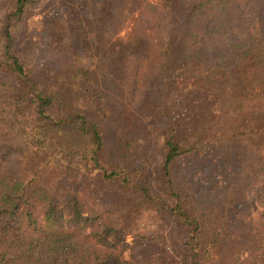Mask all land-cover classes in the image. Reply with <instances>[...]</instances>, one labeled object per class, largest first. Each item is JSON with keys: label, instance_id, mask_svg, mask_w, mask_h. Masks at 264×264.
<instances>
[{"label": "trees", "instance_id": "trees-1", "mask_svg": "<svg viewBox=\"0 0 264 264\" xmlns=\"http://www.w3.org/2000/svg\"><path fill=\"white\" fill-rule=\"evenodd\" d=\"M41 2L0 0V264H126L147 205L185 264H264V0H65L34 40Z\"/></svg>", "mask_w": 264, "mask_h": 264}, {"label": "rangeland", "instance_id": "rangeland-1", "mask_svg": "<svg viewBox=\"0 0 264 264\" xmlns=\"http://www.w3.org/2000/svg\"><path fill=\"white\" fill-rule=\"evenodd\" d=\"M63 3L65 0H42L29 25L34 40L50 35L53 30L51 24ZM112 129L109 126L106 130L110 151L115 147V136ZM128 155L134 179L146 182L155 194L164 197L171 207L175 206L176 199L159 187L158 177L145 161L142 151L135 149ZM200 163L199 156H191L185 160L181 168L183 177L189 178L196 185L203 182ZM233 179L231 176L223 182H231ZM248 200L252 203V218L255 219L260 210L257 196L251 195ZM135 220L137 223L135 230L127 238L126 243L130 247L135 246L136 243L138 258L133 259L130 249H127L123 253V260L126 264H185L179 244L181 241H187L191 228L185 227L175 213L159 212L147 205L138 210ZM200 262L206 264L203 255L200 256Z\"/></svg>", "mask_w": 264, "mask_h": 264}]
</instances>
